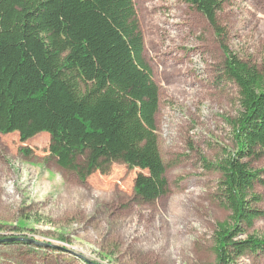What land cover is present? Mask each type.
<instances>
[{
  "label": "rangeland",
  "instance_id": "obj_1",
  "mask_svg": "<svg viewBox=\"0 0 264 264\" xmlns=\"http://www.w3.org/2000/svg\"><path fill=\"white\" fill-rule=\"evenodd\" d=\"M133 1L159 87L168 192L152 203L138 200L140 170L123 163L80 181L49 154L46 132L25 142L0 134V240L13 239L0 243V264H215L213 234L228 211L216 196L220 173L200 159L216 163L233 148L228 121L239 109L238 89L219 79L223 54L194 7ZM219 20L229 49L264 72V0H229ZM251 166L264 168V156ZM255 192L264 210V183ZM249 233L264 237V216ZM238 264H264V257L248 254Z\"/></svg>",
  "mask_w": 264,
  "mask_h": 264
},
{
  "label": "trees",
  "instance_id": "obj_2",
  "mask_svg": "<svg viewBox=\"0 0 264 264\" xmlns=\"http://www.w3.org/2000/svg\"><path fill=\"white\" fill-rule=\"evenodd\" d=\"M207 21L223 54L219 79L238 89L229 125L233 148L207 170L220 173L216 196L228 211L216 223L215 264L264 257V237L249 233L264 216L255 192L264 168V72L234 54L219 12L229 0H182ZM159 87L144 56L133 0H0V134L22 142L46 132L49 154L80 181L114 163L140 172L135 197L152 203L168 192L158 144ZM107 264H112L107 261Z\"/></svg>",
  "mask_w": 264,
  "mask_h": 264
},
{
  "label": "water",
  "instance_id": "obj_3",
  "mask_svg": "<svg viewBox=\"0 0 264 264\" xmlns=\"http://www.w3.org/2000/svg\"><path fill=\"white\" fill-rule=\"evenodd\" d=\"M13 239H7V240H0V243H3V242H11ZM27 242H29V243H34V244H36V245H39L40 246V244L41 243H38V242H36V241H27ZM45 246H47V245H45ZM89 264H91V263H89Z\"/></svg>",
  "mask_w": 264,
  "mask_h": 264
}]
</instances>
